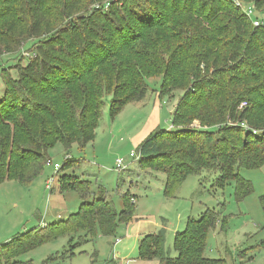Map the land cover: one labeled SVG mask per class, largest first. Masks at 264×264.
<instances>
[{
  "label": "trees",
  "instance_id": "16d2710c",
  "mask_svg": "<svg viewBox=\"0 0 264 264\" xmlns=\"http://www.w3.org/2000/svg\"><path fill=\"white\" fill-rule=\"evenodd\" d=\"M84 1L90 10L78 13ZM97 1L109 5L93 7ZM246 1L264 6V0ZM16 52L3 69L0 182L30 183L56 144L67 154L60 170L69 167L72 146L93 141L105 100L110 97L114 116L145 97L146 78L160 76L161 96L183 91L171 128L140 142L138 164L165 173L168 197L188 175L203 171L216 172L218 186L234 180L236 200L252 191L240 170L264 163V27L254 26L232 0H0V57ZM242 101L247 105L240 107ZM74 178L62 187L79 193L77 212L37 227L29 240L16 236L5 243L0 264H16L11 260L22 250L59 235H112L118 220H130L127 194L118 211L105 188L88 198L90 182ZM259 201L264 213V194ZM223 219L206 207L175 233V257L165 255L162 231L139 240L138 257L225 264L204 256L208 231Z\"/></svg>",
  "mask_w": 264,
  "mask_h": 264
},
{
  "label": "rangeland",
  "instance_id": "374dc122",
  "mask_svg": "<svg viewBox=\"0 0 264 264\" xmlns=\"http://www.w3.org/2000/svg\"><path fill=\"white\" fill-rule=\"evenodd\" d=\"M90 6V2L84 1L77 12L85 13ZM50 22L55 26L61 24L54 20ZM27 53L22 52L24 56ZM19 55L16 52L0 57V98L6 76L3 69L12 65ZM221 66H209L211 69L207 73ZM10 72L16 76L15 69H10ZM202 76H205L204 72L198 78ZM146 81L148 92L145 97L125 104L114 116L109 110L110 97L105 100L93 141L83 149L72 146L68 151L72 160L69 167L59 173L53 169L55 163L63 166L67 155L61 144H56L48 151L51 165H44L43 171L30 183L17 180L0 182V249L16 236L29 240L32 230L37 227L77 212L79 193L62 187L74 182V177L90 182L88 198L97 192L99 186L105 188L106 196L118 211L123 207L122 195L127 194L132 198L130 202L134 209L130 220H118L112 235H103L99 230L92 238L81 232L59 235L22 250L11 262L166 264L158 258H140L138 263H128L137 256L138 240L143 237L141 234L162 230L165 255L175 257V233L184 229L188 217H198L206 207H213L224 219L208 231L204 256L223 258L226 264H264V213L259 201L264 194V163L257 168L240 170L252 187V191L242 200L235 198L234 180L218 186L215 184L217 173L208 171L188 175L178 186L175 195L168 197L164 192L165 173L150 166H140L130 153L138 152L140 142L152 133L171 128L174 109L183 90L161 96V77H148ZM192 125L199 126L200 122L194 120ZM119 158L123 159L127 169H115ZM61 175H66L64 182L59 180ZM51 177L53 190L50 191L45 184Z\"/></svg>",
  "mask_w": 264,
  "mask_h": 264
},
{
  "label": "built area",
  "instance_id": "2783aa9c",
  "mask_svg": "<svg viewBox=\"0 0 264 264\" xmlns=\"http://www.w3.org/2000/svg\"><path fill=\"white\" fill-rule=\"evenodd\" d=\"M236 5L240 6L243 10L244 14L247 16V18L251 21V23L254 26L264 27V6L260 9L256 7V5L253 2H247L246 0H232ZM109 5V1L105 2H95L93 4V7H100L103 6L104 8H107ZM247 105L246 101H242L240 104V107H244ZM130 156L137 159L139 158V152L131 151ZM48 165H51V162H48ZM62 166L55 163L53 164V169L58 172L61 169ZM123 159L119 158L116 160V170L121 171L124 169ZM53 183V177H51L48 181H46L45 188L51 189Z\"/></svg>",
  "mask_w": 264,
  "mask_h": 264
},
{
  "label": "crops",
  "instance_id": "0c3cea01",
  "mask_svg": "<svg viewBox=\"0 0 264 264\" xmlns=\"http://www.w3.org/2000/svg\"><path fill=\"white\" fill-rule=\"evenodd\" d=\"M125 169H127V168H125L124 167V169L123 170H125ZM122 170V171H123ZM163 183H164V180H163ZM202 212V211H201ZM60 217H57V219H59ZM45 225V224H44ZM44 225H41V226H44ZM159 231H162V230H158V231H153V232H148V233H157V232H159ZM163 232V231H162ZM178 232V231H177ZM148 233H143V234H141L142 236H144V235H146V234H148ZM141 239V238H140ZM139 239V240H140ZM139 240H138V242H139ZM116 241H118V240H116ZM120 241V240H119ZM118 241V242H119ZM210 258V257H209ZM138 259H140L139 257H138V244H137V256L134 258V259H130L129 261H128V263H138L137 262V260ZM157 259V258H156ZM214 259V258H213ZM218 259H221V260H224L223 258H218ZM160 261V260H159ZM225 264H226V262H225Z\"/></svg>",
  "mask_w": 264,
  "mask_h": 264
}]
</instances>
